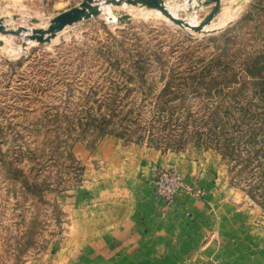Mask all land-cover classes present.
Segmentation results:
<instances>
[{
    "label": "rangeland",
    "instance_id": "rangeland-1",
    "mask_svg": "<svg viewBox=\"0 0 264 264\" xmlns=\"http://www.w3.org/2000/svg\"><path fill=\"white\" fill-rule=\"evenodd\" d=\"M84 1L0 0V264L58 260L77 189L130 170L123 158L149 160L154 192L157 174L175 169L174 197L194 198L204 191L175 158L203 160L217 192L264 231V0H221L199 32L154 8L94 0L97 15L28 39ZM161 1L193 25L216 7ZM104 139L110 161L94 155Z\"/></svg>",
    "mask_w": 264,
    "mask_h": 264
},
{
    "label": "crops",
    "instance_id": "crops-1",
    "mask_svg": "<svg viewBox=\"0 0 264 264\" xmlns=\"http://www.w3.org/2000/svg\"><path fill=\"white\" fill-rule=\"evenodd\" d=\"M112 141L104 139L94 155L110 161ZM135 158L118 160L127 172L77 189L63 255L51 264H123L135 258L146 264H264V231L252 226L250 214L236 213L234 198L217 192L203 160L197 166L175 158L183 176L197 177L204 196L176 195L166 208L153 190L151 163Z\"/></svg>",
    "mask_w": 264,
    "mask_h": 264
},
{
    "label": "water",
    "instance_id": "water-1",
    "mask_svg": "<svg viewBox=\"0 0 264 264\" xmlns=\"http://www.w3.org/2000/svg\"><path fill=\"white\" fill-rule=\"evenodd\" d=\"M216 3L215 10L202 22L200 25H191L188 22L180 20L172 15L170 11L164 6V3L161 0H106L108 3L112 4H122L126 3L128 6H144L148 8H154L164 14L170 21L174 24L187 28L190 30H194L199 32L205 25H207L213 18L214 14L218 11V7L220 5L221 0H212ZM94 0H85L80 7L73 8L69 11H66L57 17H55L47 30L39 29L32 30V35L28 37L29 40H35L37 42H48L50 38H53L55 34L61 31L67 25H71L83 17H87L90 15H97L99 12L98 6H93L92 3ZM0 32H4V26L0 21ZM12 34H18L17 32H11ZM49 35V36H46Z\"/></svg>",
    "mask_w": 264,
    "mask_h": 264
},
{
    "label": "built area",
    "instance_id": "built-area-1",
    "mask_svg": "<svg viewBox=\"0 0 264 264\" xmlns=\"http://www.w3.org/2000/svg\"><path fill=\"white\" fill-rule=\"evenodd\" d=\"M182 187L183 181L179 178L175 169L161 170L155 177V192L165 202H170Z\"/></svg>",
    "mask_w": 264,
    "mask_h": 264
},
{
    "label": "bare ground",
    "instance_id": "bare-ground-1",
    "mask_svg": "<svg viewBox=\"0 0 264 264\" xmlns=\"http://www.w3.org/2000/svg\"><path fill=\"white\" fill-rule=\"evenodd\" d=\"M104 5V4H103ZM102 5V6H103ZM104 7H105V5L102 7L103 9H104ZM106 8V7H105ZM106 10V9H105ZM108 10V9H107ZM170 13H172V15H174V12H172V11H170ZM191 25H193V24H191Z\"/></svg>",
    "mask_w": 264,
    "mask_h": 264
}]
</instances>
